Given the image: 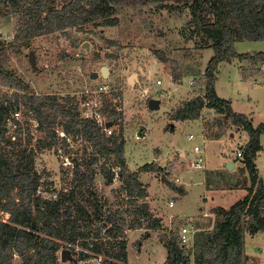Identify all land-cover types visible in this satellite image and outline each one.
<instances>
[{
    "label": "rangeland",
    "instance_id": "374dc122",
    "mask_svg": "<svg viewBox=\"0 0 264 264\" xmlns=\"http://www.w3.org/2000/svg\"><path fill=\"white\" fill-rule=\"evenodd\" d=\"M82 5L89 8L86 2ZM109 19L113 21V26H104L101 20L88 21L80 30L72 28L66 33L57 31L34 35L27 40L23 30L32 21L29 20V24L26 15L13 16L8 13L4 17L0 16V39L17 47L14 50L8 48L6 69L27 83L35 95L54 97L67 108H74L82 118H92L100 124L105 122L114 109L116 119L110 128L112 136L124 141L123 155L128 171H139L146 164L156 168L154 171L138 172L141 181L139 178L138 180L148 189V197H128L120 168L116 166L112 169L114 178L111 182L107 181L100 172L101 165H113V158L107 160L97 156L96 165L85 170L84 164H88L95 156L92 142L78 135L68 134L65 140H61V137H65V120L61 118L52 126L58 136L57 142H52L47 137L45 127H41L34 114L29 112L23 94L0 86V102L4 106L13 107L6 116L4 140L13 137L11 141H14L16 137L20 144L9 146L5 151L16 155L24 149L26 153L33 149L34 171L39 177L38 186L53 190L55 195L69 188L75 171L73 160H76L81 163V172L95 173L91 187L107 214L120 216L125 212V219L129 224L134 219L132 202L139 205L146 202L150 216L156 218L158 215L157 219L164 221L161 225L165 238L170 240L171 237H176L180 243L182 228H191V220L196 216L199 218L198 215L203 213L206 206L204 197L213 195L212 200L208 198V204L220 205L224 207L220 209L228 210L236 200L246 196L251 183L247 174L240 172L241 158L236 159L237 168L231 170L232 176L224 172L226 175L217 178L210 172L212 169L223 168L224 158L235 157L233 154L237 149L244 153L246 143L240 145L242 140H239V135L231 140L229 134L234 132L237 135L239 129L232 128L223 114L213 109H205L200 114L201 124L194 120L174 121L171 118L174 109L183 101L206 95L203 88L204 71L213 56V50L206 47L200 33L194 30L190 11L183 7V2L166 0L162 6L146 4L137 8H117ZM43 20L44 15L41 22ZM68 33H72L73 38L74 35L77 37L72 39ZM26 41L29 42L28 47L24 46ZM233 48L237 54L264 52V41L236 43ZM30 53L34 58L33 65L29 61ZM102 66L108 71L106 77L100 74ZM239 66L237 60L217 65L215 72H218L214 81L217 95L226 99L244 97L245 93L239 87L242 85ZM251 66L247 63L246 67ZM241 70L245 73L244 66ZM92 73H96L97 77L91 78ZM133 74L136 79L131 84L128 78ZM159 80L161 84L157 85ZM255 82L258 85L255 88L256 94L264 99V90L260 86L264 84V80L256 79ZM149 99H159L160 108L156 111L149 110ZM201 126L206 138L223 136L224 141H206ZM171 127L174 129L171 130ZM18 128L20 133H17ZM190 135L193 136L192 139H189ZM0 144L5 147V141ZM195 146L202 150L206 171L205 167L198 170L190 168V162L195 157ZM256 159L258 178L264 182V140ZM202 172L204 183L211 189L223 190L224 193H205ZM175 178L180 179L179 184L174 183ZM179 187L187 191L184 197L175 191ZM170 201L173 202L171 207L167 204ZM8 217L6 213H0L3 221H7ZM245 220L244 218L242 234L247 233L244 228ZM139 221L142 223L140 228L125 232L127 264H163L167 248L157 236L160 232L148 230V222ZM263 236L255 240L262 251ZM193 243L194 240L189 239L182 246L184 250H188L185 253L191 258L189 250ZM74 251L81 252V247L75 246ZM83 253L88 258L77 262L78 255L70 253L75 263H62L86 264L90 257L97 258L86 249ZM255 263L256 260L248 262ZM12 264H20V258L14 256Z\"/></svg>",
    "mask_w": 264,
    "mask_h": 264
},
{
    "label": "trees",
    "instance_id": "16d2710c",
    "mask_svg": "<svg viewBox=\"0 0 264 264\" xmlns=\"http://www.w3.org/2000/svg\"><path fill=\"white\" fill-rule=\"evenodd\" d=\"M166 0H0V16L26 15L25 38L34 35L67 32L72 28L80 30L86 22L101 20L104 26H113L110 14L117 8H137L146 4L163 5ZM183 2L188 8L194 30L203 38L206 47L213 50L204 71L206 95L183 101L174 109V121L198 120L205 109H213L223 114L232 128L242 129L248 136L243 147L240 172L247 174L250 187L244 198L234 203L228 210L213 211L217 218L209 232H198L193 237L192 257L176 237L167 240V257L163 264H244L242 225L244 218L247 232L264 235V183L258 178L255 159L261 145L259 137L264 134V125L253 127L243 115L232 111L228 101L220 99L214 90V73L220 62L233 58L246 59L251 64H264V53L253 56L237 54L233 44L241 40H264V0H173ZM86 2L89 8L82 4ZM44 20L41 22L42 16ZM45 22V24H44ZM30 24V23H29ZM30 27H33L31 29ZM71 34V35H70ZM68 33L72 39V33ZM29 42L24 43L28 47ZM17 47L0 39V86L15 89L23 94V99L41 127H45L47 137L57 142L58 136L52 129L54 122L65 120L64 133L80 136L92 142L94 158L84 164L85 170L96 165L97 156L110 160L113 165H101L100 172L108 182L114 178L113 166L120 168L124 190L133 199H145L147 193L138 180V172L154 171L152 165H144L139 171L129 172L123 155L124 141L114 136H106L103 129L106 122L116 119L112 109L104 124L95 119L82 118L74 108H67L54 97H39L27 83L6 69L7 50ZM20 47V46H19ZM11 105L0 102V213L9 215L7 221L0 218V264H12L14 256L20 264H63L60 253L67 249L78 260L88 258L86 249L96 256L104 257L101 264H127L126 230L141 227L139 220L148 222L147 229L164 232L157 218L149 219L141 205L133 203L134 219L129 224L126 213L120 216L107 214L104 206L96 198L91 187L95 173L79 170L81 163L73 160L75 169L68 189L60 191L55 198L51 189L38 186L39 177L35 170V152L26 149L13 155L5 151L7 147L18 146L19 139L4 140L7 130L5 122ZM111 127V126H110ZM20 133V128L17 129ZM219 137V136H218ZM217 138V137H216ZM31 138H29L30 142ZM20 145V144H19ZM45 194L46 196H44ZM93 228V229H92ZM166 235V234H165ZM166 237V236H165ZM75 246L81 252L74 251Z\"/></svg>",
    "mask_w": 264,
    "mask_h": 264
},
{
    "label": "crops",
    "instance_id": "0c3cea01",
    "mask_svg": "<svg viewBox=\"0 0 264 264\" xmlns=\"http://www.w3.org/2000/svg\"><path fill=\"white\" fill-rule=\"evenodd\" d=\"M245 41H247V42H258V41H264V40H241V41H236L233 45H235L236 43H241V42H245ZM257 53H264V52H257ZM257 53H251V54L250 53H245V54H249L250 56H253L254 54H257ZM233 60H237L239 62V64H240L239 68H240V74H241V77H242V83H241L242 85H240L239 87H241L242 90L244 91V93H245L244 97L239 98V99H230V98L226 99V98H222L221 96L217 95L216 92L215 93L220 99H223V100L229 102L230 107H231V109H232V111L234 113L245 116L251 122L253 127H257L258 125H264V99H262L261 96H259L255 92V88L258 86L257 83L255 82L256 79H259V80H262V81L264 80V69H263V65L264 64H259V65L258 64H251L246 59H241L240 60V59H237V58H233V59H231L228 62H226V61L220 62L218 64V66H221V65L226 64V63H231V61H233ZM247 63L252 65L251 68H247L246 67ZM243 66H244V69H245V73L243 71L244 75H243L242 70H241V68H243ZM217 72H218V70L215 72V75H214L215 80H216ZM260 86L264 90V84H261ZM242 90H240V93H242ZM233 100H236V101L233 102ZM194 121L200 122L199 119L198 120H194ZM200 124H201V122H200ZM172 129H174V127H171V130ZM201 129H202V135L205 134V132H203V126H201ZM237 131H238L237 135L234 132H232V134L231 133L229 134V137H231V140H234L235 137H237L239 135L238 138H239V140H242V143H240V145L242 146L243 144L247 143L248 136H247L246 132L243 131L242 129H239ZM244 137H245V140L243 141ZM203 138L206 141H208V142H217V143H219L220 141H222V142L224 141L223 136L218 137V138H206L203 135ZM238 138H237V140H238ZM263 140H264V134H261L260 137H259L261 148H263ZM233 155L235 156V157L232 158V159H234L233 161H232V159H230V157H225L224 161H223V168L210 170V172L212 173L211 175L213 177L220 178V177H223L224 175H226V174H224V172H227L229 174V176H232L231 175V170L232 169L231 170H227L226 167H225V164H227L228 162H231V163H233V169L237 168L236 159H238V158L236 157L235 153ZM203 167H205V165ZM204 171H206V167H205ZM203 174H204V172H202V179H203V183L202 184H203V186L205 188V193H209V194H213V192L215 194L216 193H218V194L224 193L223 190L219 191L218 189H211L210 186H208L206 183H204ZM206 174H205V176H206ZM139 180H140V178H139ZM142 187L144 189L146 188V187H144V185H142ZM147 190L148 189H145L146 193H147ZM175 191H177L178 194L180 196H182V197H184L186 195V193H187V191L185 189H183L182 187H179L178 189H175ZM147 197H148V195H147ZM208 198H211V200H212L213 199V195H211L210 197H207V198L204 197L203 200H204V203H206V206L204 208L203 213L198 215L199 218H196L197 217L196 216V217H194L191 220L192 225H191V228H188V229L190 231H193V234L191 236L192 240H193V237L195 236V234H197L198 232H209V231L212 230L213 224H214V222H215V220L217 218L216 214L213 211H215L217 209H220L222 207L220 205L219 206L218 205L211 206L210 204H208ZM238 201H239V199L236 200V202H238ZM236 202H234V203H236ZM232 205H230L228 208H230ZM222 208H224V207H222ZM156 218H159V216L157 215ZM160 223L164 224V221H160ZM196 226H198V228ZM185 228H187V227H185ZM242 236H243V238H242V240H243V253H244V256H245L244 264H248V262L252 263L253 260H256L255 264H260V263L263 264L262 262H264L263 261L264 251H262V249L259 248V245H257L256 241H255L256 238H258L259 236H263V234L257 233V234L251 235L249 232H247V233H243ZM246 246H249V248H246ZM189 253L192 254L191 249L189 250ZM252 258H254V259H252ZM190 264H194L192 259L190 261Z\"/></svg>",
    "mask_w": 264,
    "mask_h": 264
},
{
    "label": "water",
    "instance_id": "95a60500",
    "mask_svg": "<svg viewBox=\"0 0 264 264\" xmlns=\"http://www.w3.org/2000/svg\"><path fill=\"white\" fill-rule=\"evenodd\" d=\"M74 37H77V35H74ZM80 38L82 39L83 37L81 36ZM29 61L32 63V65L34 64V58H33L32 53H30V55H29ZM263 69H264V65H263ZM100 74H101L102 77H106L108 75V71H107V69H106L105 66L100 67ZM90 77L91 78H95V77H97V74L96 73H92ZM135 79H136L135 74H133V75H131L128 78V82L131 83V84H133V82H134ZM160 104H161V101L159 99H149L148 102H147L148 109L151 110V111L158 110L159 107H160ZM112 125H113V122H106L104 124V127L108 128V127H110ZM226 169L227 170L233 169V163L228 162L226 164ZM141 208L145 212V214L148 216V218L151 219L152 217L149 214L148 203L143 202L141 204ZM157 236L167 246V239L165 238V233L164 232H160ZM60 260H61V262L72 261L73 263H75V259L71 256L70 251L67 250V249H64V250L61 251V253H60Z\"/></svg>",
    "mask_w": 264,
    "mask_h": 264
},
{
    "label": "built area",
    "instance_id": "2783aa9c",
    "mask_svg": "<svg viewBox=\"0 0 264 264\" xmlns=\"http://www.w3.org/2000/svg\"><path fill=\"white\" fill-rule=\"evenodd\" d=\"M156 83H157V85H160L161 81L159 80ZM100 124H104V122L100 123ZM103 131H104L106 136L112 135V129L110 127H108V128L104 127ZM192 138H193V136L190 135L189 139H192ZM193 151H194L195 157L190 162V168L195 169V170L203 168L204 156H203L201 148L198 147V146H195ZM235 155H236L237 158H241L242 152L237 149ZM174 183L175 184H177V183L179 184L180 183V179L179 178H175L174 179ZM55 197H56L55 194L52 195V198H55ZM168 205L170 207L173 206V202L172 201L168 202ZM192 234H193V231H190L188 228H185V227L182 228L181 233H180V237H179L180 244L184 245L186 242H188V240L192 238L191 237ZM96 260H97V262L95 263ZM101 262H102L101 261V257L97 256V258H91L90 257L89 259H87L86 264H101Z\"/></svg>",
    "mask_w": 264,
    "mask_h": 264
}]
</instances>
